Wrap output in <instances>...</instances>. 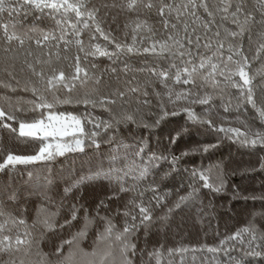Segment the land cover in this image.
Here are the masks:
<instances>
[{"label": "trees", "instance_id": "16d2710c", "mask_svg": "<svg viewBox=\"0 0 264 264\" xmlns=\"http://www.w3.org/2000/svg\"><path fill=\"white\" fill-rule=\"evenodd\" d=\"M112 3L113 0H96L97 6ZM139 16L155 31L149 32L145 29L142 33L143 39L138 36L135 45L132 36L126 35L131 29L125 27L135 17H130L126 12L118 13L111 7L107 10L101 9L100 18L103 20L102 27L115 37V41H105L99 33H94V29L89 30L79 25V35L72 36V42L65 50L63 41L43 40L44 34L54 33L59 36L58 25L62 26V22L55 17L29 13L27 16L17 17L14 21L17 25V34L24 39L23 46L13 41L11 50L4 52V45L0 44V80H3L4 84L8 83L9 78L3 72V69L7 68L14 73L15 81H18L13 82L16 91L0 86V107L8 112H15L18 121L40 119L41 114L47 117L49 109H34L36 100L32 89L36 88L37 96L43 97L46 103L53 105L52 112L75 116L82 121L84 127V133L77 137L85 141L83 151L65 152L64 155H57L43 164L19 166L0 174V189L6 192L11 188L19 193L13 203L8 205L10 212L18 214L26 221L18 231L30 232L29 239L33 241L31 254L26 255L24 252L14 254L17 264H20V261H24V264H59L56 249L64 241L73 242L71 246L66 244L63 246V264H99V253L105 251L112 253L115 264H121L120 246L114 235L98 241L97 233L103 231L105 223L109 220L116 231L122 230L128 220L123 213L129 201L142 189L145 190L143 201L152 208L153 220L147 227H139L129 237V243H134L137 248L136 255L131 257V264H148L147 252L159 248L160 245L164 248L190 249L184 254L185 264H193V257L196 258L194 264H201V257L203 264H228V257L224 251L210 253L206 248H216L221 240H226L249 225L264 233V201L258 198L264 195V170L260 168V161L264 159V146H245L231 133L217 132L207 125L193 124L183 112L175 117H167L159 125L155 124L162 104L169 109L173 107L168 103L167 95H160L165 93L166 89L158 73L168 72L174 75L180 61L166 52L143 51L144 47H150L156 41L167 42L169 45L172 41L168 40L171 33L163 28L155 8L150 13L142 8ZM205 20L206 16L200 14V19L195 21V26L201 34L204 31L201 24ZM226 27L229 30L235 28L227 21L219 30L223 33ZM180 36L183 37L182 32ZM65 39H68V36H65ZM77 39L82 41L84 51H80L75 43ZM37 40L41 41L39 45L36 43ZM242 40V44L227 38H222L221 42L224 43L225 50L229 43L234 46L239 44L246 55L253 56L259 45L264 44V27H256L251 42L248 33H245ZM116 42L122 46H133L134 50L120 51L116 48ZM96 45L111 55L86 56V53L94 50ZM192 51L195 55L196 49ZM28 52L32 53L30 57L27 56ZM76 56L82 58L83 66L87 67L93 79L84 84L75 82L71 93L64 89L59 92L47 91L46 84L32 77L26 65V60L34 64L37 59L48 60L51 66L58 70L63 69L66 73H71L74 71ZM40 66L45 70L49 67L48 65L37 67ZM260 73H264V62L252 59L249 76L255 77L254 84L261 82ZM96 78H99V83L96 82ZM223 79L218 77L219 81ZM233 79L239 80V77ZM166 83L174 91L189 87L173 84L171 79ZM25 87L28 91H24ZM130 88H136L137 91L133 93L128 90ZM204 90L214 97L210 102L211 110L205 119L210 118L217 126L239 128L241 132L246 130L245 125L264 130V121L250 105L245 106L240 102L236 88L227 86L223 93L220 88L212 89L211 86ZM117 91H124L126 95L124 98L112 97L115 104L93 107L91 104L83 103L86 98L99 99ZM228 101L231 103H227ZM176 103L182 106L186 102ZM192 107L197 113H202L207 106ZM225 107H229L231 111L225 112ZM122 111L135 113L136 123L114 126V130L107 132L106 135L104 129H100V135L96 138L97 144L88 143L87 134L93 127L92 123L86 121L107 122L113 115ZM13 127L17 129L16 132L0 127V146L16 154L34 153L39 141L20 137L18 122L14 123ZM181 130H186L181 139L175 144L170 143L171 137ZM141 144L146 155L167 156L169 159L172 155L179 156L182 152L194 151L203 145L214 144L216 147L208 152H194L184 156L174 167L160 160L150 170L146 179L136 182L138 185L136 191L121 193L115 198H110L113 197L114 183L101 180L85 181L79 187L73 188L70 194L65 192L66 188L77 183L81 177L94 175L101 170L108 171L110 167H123L121 160L130 167L139 165L140 157L132 162L131 156ZM113 156L117 159L113 160ZM193 170L207 172L211 182L216 184L223 181L224 189L217 193L201 187L202 182L193 180ZM29 172L32 173L31 176L28 175ZM127 183L132 184V180L129 179ZM194 184L198 188V198L176 207L179 198L186 196ZM149 185L156 187L161 204H157L153 199V193L146 190ZM253 196L257 199H251ZM101 201L106 207L98 209ZM74 203L82 208L77 220L60 228L59 225L64 224L68 216V206ZM169 208L173 209L170 213ZM45 219L51 221L54 226L52 229L45 226ZM82 228L87 234L77 235ZM233 243L236 242L228 241L225 248H229ZM93 248L96 249L97 255H91ZM141 250H144L143 256ZM232 255L234 257L240 255L239 247L232 251ZM8 260L9 255H4L0 258V264H7ZM152 264H155V261ZM248 264H264V260L250 259Z\"/></svg>", "mask_w": 264, "mask_h": 264}, {"label": "snow or ice", "instance_id": "6c2138e0", "mask_svg": "<svg viewBox=\"0 0 264 264\" xmlns=\"http://www.w3.org/2000/svg\"><path fill=\"white\" fill-rule=\"evenodd\" d=\"M248 5H251V7L249 8ZM109 7L116 9L118 13L126 12L130 17H135V19L130 20L129 24L125 25L126 28L131 29V32L126 33V35L130 34L132 36L133 45L138 42V36L143 39L142 33L145 29L149 32L155 31L147 24L145 19H140L139 13L142 8L148 10L149 13L155 8L156 15L160 18L163 28L171 33L168 35V40L172 41L171 45L167 42L160 43L156 41L150 47L143 48L144 52L169 53L174 59L180 61V64L176 66L177 70L174 75H170L168 72L158 73L161 83L164 84L166 89V92L160 95H167L168 103L172 104L173 107L169 109L165 104L161 105L160 115L155 121L156 125H159L161 121L169 116L175 117L183 112L187 115L188 121L193 124L207 125L217 132L231 133L234 138H237L245 146H264V130L253 129L249 125H245L246 130L241 132L239 128L217 126L210 118H204L210 112V102L214 99L204 89L211 86L212 89L220 88L221 93H223L224 88L232 86L238 90L240 102L245 106L250 105L258 113L259 118L264 121V73H260L261 82L259 84H254L255 77L249 76L252 59H259L264 62V55H262L264 44L259 45L253 56L246 55L245 51L239 47V44L243 43L242 37L245 33H248L251 42L256 27H264V0H187V2H183V0H119L117 2V0H113L111 5L102 4L99 6H97L96 0H0V14H3L0 15V44L4 45V52L11 50L13 41L23 46L24 39L17 34V25L14 21L17 17L27 16L29 13L55 17L62 22V26L58 25L60 27L59 36L54 33L44 34L43 40L63 41L65 50H67V45L72 42V36L79 35V25H83L89 30L94 29V33H99L105 41H115V37H112L111 33L106 32L102 27L103 20L100 18L101 9L107 10ZM200 14L206 16V20L201 24L204 30L203 34L195 26V21L200 19ZM5 16L7 20H5ZM9 21H13V23H9ZM227 21H230L235 28L229 30L226 27L222 33L219 29ZM181 32L183 37L180 36ZM65 36H68V39H65ZM222 38L238 41L239 44L234 46L229 43L225 50V45L221 42ZM213 41H215V44H213ZM36 43L39 45L41 41L37 40ZM75 43L79 46L80 51H84L81 40L77 39ZM116 48L127 52L134 50L133 46H122L119 42H116ZM193 49H196L195 55H193ZM89 54L92 56L97 54L101 56L111 55L107 50H102L99 45H96L94 50L86 53V56ZM31 55V52L27 53V56L30 57ZM26 65L32 77L38 82L46 84L47 91L59 92L64 89L71 93L75 82L79 81L84 84L93 79V77H90L87 67L83 66L80 56L74 58V71L71 73H66L63 69L58 70L56 67L51 66L48 60L41 61L37 59L35 64L26 60ZM38 65H48L49 67L45 70L43 66L37 67ZM3 72L9 80L7 84L0 80V86L16 91L13 87L14 73L7 68L3 69ZM237 76L239 80H234L233 77ZM218 77H223V81H219ZM169 79L173 81V84L189 87L174 91L166 83ZM198 80H202V82H198ZM15 82L18 83V81ZM96 82L99 83V78H96ZM128 90L133 93L137 91L136 88ZM24 91H28V88L25 87ZM37 91L36 88L32 89L36 100L33 105L34 109H49L47 117L41 114L40 119L31 122L18 121L15 112H8L0 107V127L16 132L17 129L13 127V124L18 122L20 137L39 141L37 149L32 154H16L0 146V174L19 166L43 164L57 155H64L65 152L84 150L85 141L77 138L84 133L82 121L75 116L52 112L53 105L46 103L43 97L37 96ZM125 95L124 91H117L99 99L86 98L83 103L85 105L91 104L93 107L111 105L115 104L112 97L124 98ZM178 101L186 103L181 106L177 105L176 102ZM227 103L230 104L231 101ZM193 105L207 107L203 109L202 113H197L193 109ZM224 111L229 112L231 109L225 107ZM86 122L92 123L93 127V130L87 134V141L92 145H96V138L100 135V129H104L106 135L107 132L114 130V126L136 123V115L135 113L122 111L113 115L107 122ZM145 127H149V125H145ZM185 131H177L171 137L170 143L175 144L181 139ZM57 140L63 142H53ZM214 147H216L214 144L203 145L194 151L182 152L179 156L172 155L169 159L167 156L146 155L144 146L141 144L131 156L132 162L140 157L139 165L130 167L129 164L121 160L120 163L123 167H110L108 171L101 170L94 175L81 177L77 183L66 188L65 192L70 194L73 188L79 187L85 181L101 180L114 183L113 197L110 198H115L121 193L136 191L138 186L136 182L146 179L150 170L160 160H164L174 167L184 156L194 154V152H208ZM112 159L116 160L117 157L113 156ZM260 168L264 170V159L260 161ZM28 175L31 176L32 173L29 172ZM192 177L195 182H202L200 186L203 188L217 193L224 189L223 181H220L219 184L211 182L210 175L205 171L193 170ZM129 179L132 180V184L127 183ZM146 190L153 193V199L156 200L157 204H161V198L157 195V189L154 185H149ZM144 191V189L140 190L129 201L123 213L128 217V220L122 230L116 231L115 226L109 220L105 223L103 231L97 233L98 241H103L114 235L115 241L119 242L120 246L121 264H131V257L136 255V245L129 243L131 234L136 232L139 227H147L153 220L152 208L143 201ZM0 196L3 197L0 198V221H2L0 222V258L9 255L7 264H17L14 254L19 252H24L26 255L31 254L33 241L29 239L30 232L18 231L20 227L26 224V221L18 214L14 215L8 210V205L13 203L19 193L11 188L6 192L0 189ZM196 198H198V188L194 184L186 196L179 198L176 207H180L181 203ZM258 198L264 201V195ZM251 199L256 200L257 197L253 196ZM61 206L63 207V205ZM103 207H106V205L101 201L98 209ZM81 210V206L75 203L69 205L68 216L65 218L64 224L59 225V227L63 228L65 225H70L72 221L77 220L78 213ZM172 210V208H169V213ZM44 224L49 229L54 227L49 219H45ZM86 234L85 229L82 228L77 235ZM228 241L236 243H233L229 248H225ZM72 242L64 241L62 245L57 247L59 264H63V246L65 244L71 246ZM237 247H239L240 255L234 257L232 251ZM203 250L201 249V251ZM188 251L190 249L184 247L164 248L163 245H160L159 248L147 252L148 264H152L153 261H155V264H185L184 254ZM191 251H196V249H191ZM206 251L210 253L224 251L228 257V264H248L250 259L255 258L264 260V233L249 225L227 237L226 240H221L220 245L216 248L207 247ZM91 255H97L95 248H93ZM141 255H144V250H141ZM99 256V264H115L110 251L99 253ZM195 259L193 257V264ZM20 264H24V261H20ZM201 264H203V257H201Z\"/></svg>", "mask_w": 264, "mask_h": 264}, {"label": "rangeland", "instance_id": "374dc122", "mask_svg": "<svg viewBox=\"0 0 264 264\" xmlns=\"http://www.w3.org/2000/svg\"><path fill=\"white\" fill-rule=\"evenodd\" d=\"M24 121V120H23ZM27 122H31V121H27Z\"/></svg>", "mask_w": 264, "mask_h": 264}]
</instances>
